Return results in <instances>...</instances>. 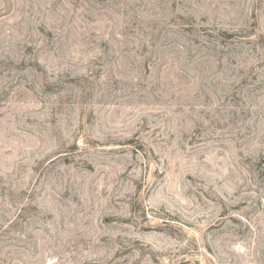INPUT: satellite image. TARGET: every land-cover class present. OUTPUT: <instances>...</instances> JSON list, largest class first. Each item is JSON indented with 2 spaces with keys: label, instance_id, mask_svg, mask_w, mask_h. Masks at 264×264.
<instances>
[{
  "label": "rangeland",
  "instance_id": "rangeland-1",
  "mask_svg": "<svg viewBox=\"0 0 264 264\" xmlns=\"http://www.w3.org/2000/svg\"><path fill=\"white\" fill-rule=\"evenodd\" d=\"M0 264H264V0H0Z\"/></svg>",
  "mask_w": 264,
  "mask_h": 264
}]
</instances>
